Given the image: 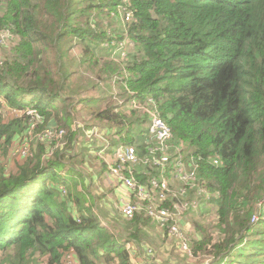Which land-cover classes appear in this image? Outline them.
<instances>
[{"label": "trees", "instance_id": "16d2710c", "mask_svg": "<svg viewBox=\"0 0 264 264\" xmlns=\"http://www.w3.org/2000/svg\"><path fill=\"white\" fill-rule=\"evenodd\" d=\"M80 2L88 4L90 13L118 12L123 4L124 13L133 18L129 33L135 47L125 67V85H118L131 93H122L123 102L109 101L100 111L89 112L113 138L106 151L124 142L121 137L133 124H146L128 101L153 97L176 140L195 150L198 175L215 194L209 201L218 211L220 235L217 239L199 227L191 243L195 257L210 264H264V205H259L264 200V173L259 172L264 160V0ZM0 3V30L9 27L20 40L13 55L0 61V151L22 136L24 121L29 124L31 118L5 121L6 106H33L41 117L39 131H65L63 148L49 156V146L39 144L14 173L0 163V259L9 254L15 264L30 259L64 264L63 257L72 253L77 264H132L125 243H140L151 219L136 215L125 220L130 234L126 241L117 238L103 224L96 202L86 204L88 196H95L87 191L82 171L69 165V174L59 172L70 155L76 156L78 134L85 133L78 121L81 110L106 97L89 99L84 89L70 91L68 68L53 69L46 53L57 57L55 65L65 61L70 35L87 43L90 52L99 39L95 28L87 18H78L86 27L75 22L81 12L77 0ZM98 43L101 53L112 52ZM116 72L115 67L110 74ZM140 129L125 143L144 156L147 129ZM255 214L260 216L257 222L252 221Z\"/></svg>", "mask_w": 264, "mask_h": 264}, {"label": "rangeland", "instance_id": "374dc122", "mask_svg": "<svg viewBox=\"0 0 264 264\" xmlns=\"http://www.w3.org/2000/svg\"><path fill=\"white\" fill-rule=\"evenodd\" d=\"M87 5L88 4H84L80 2V0H77V6L81 12L75 16V22H77L79 27H86L85 20L80 22L78 18H87L92 27L95 28L96 34L99 36L98 41L105 43L103 46L105 48L103 49L111 50L112 52L101 53L100 48H102V46L99 45L98 41L90 45L92 50L88 52L86 49L87 43L85 44L80 42L75 36L70 35L71 42L68 41L69 43L67 42L66 44L68 46L65 51L68 57L65 58V61L59 60L55 65L54 63L56 62L57 57L50 53H46V55L50 58L53 69L56 71L64 65L68 68L67 72L70 91H72L73 88L76 90L84 89L85 92L83 95L89 99L92 97L102 99V96H105L106 99L104 101L94 103L89 102L87 107H85L84 110H81V115L79 116L78 121L83 127L85 133L78 134L79 141L75 145L79 146V148L77 147L76 156L73 155L74 153L70 155V157L66 159L69 164L61 168L59 172L62 175L69 174V165L82 171L84 174V177L82 178L89 188L87 191H89L91 195L95 196V198L88 196L89 201H87L86 204L90 205L92 201L96 202V209H99L100 213L103 212V214L101 213L103 223L106 222V224L110 225L109 228L113 230L117 238L126 241L127 239L125 238L130 234L125 229L127 221H125L126 219L120 216L119 212L116 210V196L109 184V182L113 179V176L108 172L109 170L104 168L107 156L104 152L102 153L103 146L110 144V142H112L111 139L113 138L104 134L102 129L105 131V128H102L100 120L89 115V112L95 109V111H100L107 103H109V101L113 105L116 101L123 102L124 99L122 98V93H125V97L128 96V93H131V91L128 90L132 89H122L121 86L118 85L120 83H122L123 86L125 85L124 79L127 78L128 75L125 67L128 65V61H131V58L129 59V54L135 47L134 41L131 39L129 33L133 18L130 16L129 19H127L129 14H127V12L124 13L123 9L125 6L123 4L119 6L118 12H103L94 9L91 13L88 12ZM3 14V4L0 3V16H3ZM6 28L9 27H3V29L0 30V37L5 38L6 41L4 44L5 47L1 48L2 45H0V61L2 59L4 60L9 55H13L12 48H15L20 41L19 37L17 38L16 35L14 36L13 31H11L10 28L8 29L10 31L4 30ZM106 33H109L110 36L104 37ZM8 34H12L13 37H8ZM115 67L117 69L116 74H110ZM96 83L97 87L95 86ZM114 96H116V98H114ZM10 108H7L3 113L5 121H8L10 117L22 118L24 120L25 117H29L34 113L32 110L33 106H27L23 112H15L13 111L15 109ZM136 115L140 118L138 113ZM24 124L22 136L15 137L9 144L7 150L0 151V163L4 166L7 173L16 172L20 164H22V161H25L28 157L29 154L27 155L23 152L24 147L29 148L26 145V142H28L30 147L34 146V148H37L39 144H44L45 146L47 145L43 137L45 129L40 131L39 128L36 130L35 128L29 130V125L26 120L24 121ZM140 126H142V129H140ZM132 127H134V130L132 129L131 131L126 132V135L121 137L122 141L127 142L130 138L135 139L138 134V131L136 130L140 129V132H144L145 128H148L145 123H143V125L140 124L135 126L133 124ZM120 143L121 142L117 143L113 149L115 150ZM85 145H87V147ZM98 145H101V147L100 149L98 148L96 152L95 147H98ZM81 147L85 148L84 153H80ZM141 171L142 170H140L139 178L140 180H144L146 176L143 175ZM259 172L264 173V160L259 167ZM257 178V175L254 176V181L257 180ZM258 182H260V180ZM79 189L82 190L81 184ZM210 193L212 196L215 195L214 192L210 191ZM219 225L220 221L218 218L217 208L211 203V201H209L208 197H206V201L202 205L197 207V210L187 211L183 220V228L187 230V233L190 236V243H192L193 237L197 238V234L200 233V230H205L218 239L220 235ZM201 226L203 229L199 230V227ZM155 228L149 226V228H145L141 232V238L143 241L142 245L143 249L150 247L153 248L155 252H158L160 254L159 260L161 264H205L207 262V259L195 257L193 249V255L189 257L182 250L180 242H167L166 239L163 240L164 236L159 234L157 227ZM129 241L130 240L126 241L127 246L125 247H128ZM13 254L14 252H12V255ZM71 255V259L68 263L74 264L76 257L72 253ZM37 260L38 259H30V261L28 260L24 264L42 263L41 259L39 261ZM204 260L205 263H203ZM0 264L15 263L12 262L11 258H9V254H6L2 256V259H0Z\"/></svg>", "mask_w": 264, "mask_h": 264}, {"label": "built area", "instance_id": "2783aa9c", "mask_svg": "<svg viewBox=\"0 0 264 264\" xmlns=\"http://www.w3.org/2000/svg\"><path fill=\"white\" fill-rule=\"evenodd\" d=\"M129 17L130 13L127 19ZM7 36L13 37L12 34ZM5 43V38L0 37V45L4 46ZM129 101L130 108L146 120L148 152L142 156L136 146L125 142H121L112 151H106L107 145L102 148V153L107 156V170L116 179V186H124L131 192V199L121 200V212L127 219L136 215L150 218L171 239L180 242L187 255L192 256L191 239L183 228V220L187 211L197 210L206 201V197L210 199L212 196L206 182L198 175L199 157L192 147L176 140L172 127L163 118L153 97L140 101L134 96ZM32 110L34 113L29 116L28 125L29 130H36L41 117L37 110ZM44 133L46 146L50 148L48 156L53 154L54 149L63 148L64 130L48 129ZM26 145L29 148L24 147L23 152L29 154V157L32 155V146L28 142ZM213 163L218 164L219 160L214 159ZM140 170L146 176L144 180L139 178ZM259 205H264V200ZM258 216L255 214L252 221L257 222L260 218ZM147 253L153 255L154 250L149 248ZM70 256L71 253L65 256L64 264H69ZM74 264H77V260Z\"/></svg>", "mask_w": 264, "mask_h": 264}, {"label": "crops", "instance_id": "0c3cea01", "mask_svg": "<svg viewBox=\"0 0 264 264\" xmlns=\"http://www.w3.org/2000/svg\"><path fill=\"white\" fill-rule=\"evenodd\" d=\"M5 108L7 109V108H10V107L6 106ZM115 180L116 179L113 177V179L109 182V184L112 187L111 189H112V191L114 192V194L116 196L115 197L116 210L119 212L120 216H122L124 219L128 220L123 215V213L121 212L120 202H121L122 199H126V200L131 199V197H130L131 196L130 195L131 192H130V190H128L124 186H116ZM102 220H103V218H102ZM103 224L105 225L106 222H104ZM105 226L109 227L110 225L106 224ZM149 226H152L154 228L157 227V229L159 231V234L164 236L163 240L166 239L167 242H169V241L170 242H173V241L177 242L176 240L171 239L168 236V234L165 231H163L155 222L150 221V224L147 226V228H149ZM185 231L187 232V230H185ZM142 243H143L142 238H141V242L140 243H138L135 240L131 239L129 241V243H128V247H126V249L128 250V252L130 254L132 264H161L160 260H159L160 259V254L158 252H155V250L152 248L154 250V253H153V255H149L147 253V251H148V249L150 247H148L147 249H143ZM125 246H127L126 243H125ZM143 258H145V259H143ZM208 263H210V262L207 261L205 264H208Z\"/></svg>", "mask_w": 264, "mask_h": 264}]
</instances>
